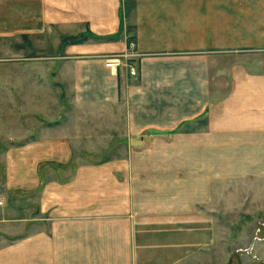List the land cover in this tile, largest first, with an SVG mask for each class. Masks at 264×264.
<instances>
[{
	"label": "crops",
	"instance_id": "1",
	"mask_svg": "<svg viewBox=\"0 0 264 264\" xmlns=\"http://www.w3.org/2000/svg\"><path fill=\"white\" fill-rule=\"evenodd\" d=\"M9 54L70 109L3 148L0 264H214L217 185L264 183V0H0Z\"/></svg>",
	"mask_w": 264,
	"mask_h": 264
},
{
	"label": "rangeland",
	"instance_id": "2",
	"mask_svg": "<svg viewBox=\"0 0 264 264\" xmlns=\"http://www.w3.org/2000/svg\"><path fill=\"white\" fill-rule=\"evenodd\" d=\"M7 57L0 60V64H4L0 65V175L3 148L11 140L15 141V133L22 126L31 131L34 127L45 126L53 118L60 119L63 124L64 114L70 109L61 85L52 76L53 69L46 67L38 74L29 70H17L16 57L10 54ZM30 57L25 55L24 59L18 62L48 64L64 61L61 54H40L34 56V59H29ZM32 78L41 80L40 87L31 85ZM37 94L42 99L47 100L48 96L53 99L50 103L53 107L49 112L45 104L43 107H47L46 112L42 113L41 108L37 113L35 104L31 101L33 95ZM36 114H39V117H35ZM103 137V150L88 151L89 163L107 162L112 159L111 148L117 142V135ZM115 153L121 156L127 154L123 150ZM216 191L213 207L216 236L212 251L215 254L214 264H264V183L218 184Z\"/></svg>",
	"mask_w": 264,
	"mask_h": 264
},
{
	"label": "built area",
	"instance_id": "3",
	"mask_svg": "<svg viewBox=\"0 0 264 264\" xmlns=\"http://www.w3.org/2000/svg\"><path fill=\"white\" fill-rule=\"evenodd\" d=\"M137 57H139V54L135 52L133 38L129 40L127 49L124 52L103 56L107 68L117 71L119 68L125 67L128 69L131 77L137 76V66L134 63Z\"/></svg>",
	"mask_w": 264,
	"mask_h": 264
}]
</instances>
